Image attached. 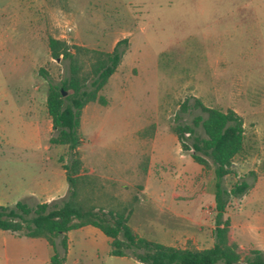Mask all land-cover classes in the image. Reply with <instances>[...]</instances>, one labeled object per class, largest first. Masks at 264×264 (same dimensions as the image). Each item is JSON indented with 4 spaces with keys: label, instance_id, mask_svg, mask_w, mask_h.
I'll list each match as a JSON object with an SVG mask.
<instances>
[{
    "label": "rangeland",
    "instance_id": "obj_1",
    "mask_svg": "<svg viewBox=\"0 0 264 264\" xmlns=\"http://www.w3.org/2000/svg\"><path fill=\"white\" fill-rule=\"evenodd\" d=\"M50 36L102 51L127 39L97 92L103 100L82 107L74 152L49 142L48 84L70 74L68 58L51 56ZM81 53L87 70L88 54ZM5 75L11 84L8 95L0 93V107L14 106V91L26 105L0 125V199L8 205L66 196L63 164L78 158L77 197L85 205L127 214L132 229L151 240L211 245L213 168L196 162L189 139L183 148L174 130L201 112L191 106L197 97L243 117V147L223 177L227 188L249 183L225 210L240 253L235 264L264 244V0H0V82ZM184 100L190 108L181 111ZM25 142L28 148L17 146ZM100 234L72 233L63 264H144L110 254ZM89 240L96 247L83 245ZM7 262L0 248V263Z\"/></svg>",
    "mask_w": 264,
    "mask_h": 264
},
{
    "label": "trees",
    "instance_id": "obj_2",
    "mask_svg": "<svg viewBox=\"0 0 264 264\" xmlns=\"http://www.w3.org/2000/svg\"><path fill=\"white\" fill-rule=\"evenodd\" d=\"M127 39L118 40L111 51H102L79 45L70 46L64 40L50 36L48 47L54 58L60 55L69 59L70 74L59 84L49 82L46 108L51 117L54 133L49 137L53 144H67L74 152L81 143L79 132L82 107L90 100L100 98L97 92L107 82L120 62ZM88 54L86 70L81 52ZM71 92L63 94V91ZM101 100L103 98L101 97ZM192 107L201 112L192 117V123L176 122L174 130L183 148L189 139L192 158L203 166L213 168L214 226L213 242L203 248L179 247L148 239L136 233L123 212H104L78 199L77 176L79 160L64 163L68 194L59 200L38 201L30 205L17 200L12 205L0 203V228L28 236H42L53 246L51 264L65 259L67 237L65 232L84 224L98 227L110 240V254L131 255L144 264H235L240 259L238 243L229 238L230 217L225 210L231 196L242 194L249 186L246 180L223 185V177L230 172L233 157L243 147V117L235 109L204 104L195 97ZM190 108L187 100L181 111ZM204 114H203V113ZM59 236L61 251L56 244ZM243 264H264V249L251 248Z\"/></svg>",
    "mask_w": 264,
    "mask_h": 264
},
{
    "label": "crops",
    "instance_id": "obj_3",
    "mask_svg": "<svg viewBox=\"0 0 264 264\" xmlns=\"http://www.w3.org/2000/svg\"><path fill=\"white\" fill-rule=\"evenodd\" d=\"M20 79L21 78H19L18 83H23V81ZM10 84H11L10 79L5 75L2 82H0V93L2 95H8V91H9L8 87H10ZM18 102H19L18 94L14 91V94L11 100V103L14 106L8 104L6 107L4 106L0 107V125L1 126H2V123L7 124L12 121L13 119L12 114L14 113L13 111L15 108H17L19 113H21V109L24 106L26 107L25 104L20 106ZM29 106L32 108L31 110L32 115L29 119L30 121H33L34 120V102L30 103ZM37 136H39V133L37 134ZM17 146L28 148L29 143L28 142L19 143L17 144ZM61 194L62 193H59L56 195L51 194L48 198L40 199L39 201L50 200V199H53L55 196H61ZM0 203L5 204V205L9 204L1 199H0ZM259 219H260V222H262V219H264V216H260ZM75 231H80L82 232V234H94L95 236L99 234V237L101 235L100 234L101 230L92 224H84L79 227L69 229L68 231L65 232V235L67 237V249L65 253V258L68 255L70 248L72 246V233H75ZM77 233L81 234L79 232ZM106 237H107L106 239L109 242L110 238L107 235ZM55 240H56L57 247L60 250L61 247L59 244V236L56 237ZM84 244L88 246L92 245L93 247H96L94 240H89L88 242L83 243V245ZM0 248H2L4 251L5 260H8L6 264H39L40 258L47 264H51L50 257L54 252L52 244L48 242V240L45 237L18 234L14 231H10L7 229H1V228H0ZM256 248L264 249V244L256 245ZM108 251L110 253V248ZM22 259H24V261ZM64 262H65V259L61 264H63Z\"/></svg>",
    "mask_w": 264,
    "mask_h": 264
},
{
    "label": "water",
    "instance_id": "obj_4",
    "mask_svg": "<svg viewBox=\"0 0 264 264\" xmlns=\"http://www.w3.org/2000/svg\"><path fill=\"white\" fill-rule=\"evenodd\" d=\"M66 93V91H63V94H65Z\"/></svg>",
    "mask_w": 264,
    "mask_h": 264
}]
</instances>
